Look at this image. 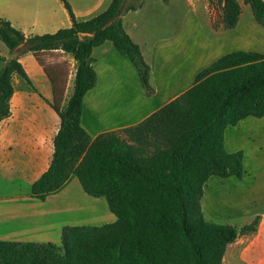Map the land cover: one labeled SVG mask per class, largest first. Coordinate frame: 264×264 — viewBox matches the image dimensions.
Returning <instances> with one entry per match:
<instances>
[{
  "label": "trees",
  "instance_id": "1",
  "mask_svg": "<svg viewBox=\"0 0 264 264\" xmlns=\"http://www.w3.org/2000/svg\"><path fill=\"white\" fill-rule=\"evenodd\" d=\"M71 27L53 34L25 36L0 18V40L14 55L31 52L52 86L51 108L60 119L52 161L31 186L41 201L75 177L93 198H105L116 217L101 226H64L60 245L0 241V264H221L227 245L256 231L259 217L239 230L206 221L203 186L212 176L241 178L242 153L224 149V130L240 120L264 116V55L232 52L197 74L195 84L139 124L91 139L81 126L83 98L97 83L94 48L109 42L129 57L146 96L153 94L150 67L122 26V16L140 6L112 0L103 12L78 21L61 0ZM223 4L222 23L234 29L236 0ZM264 27V0H245ZM61 50L76 62L73 89L64 101L65 83L40 54ZM31 85L18 58L0 68V122L10 115L12 78Z\"/></svg>",
  "mask_w": 264,
  "mask_h": 264
},
{
  "label": "crops",
  "instance_id": "2",
  "mask_svg": "<svg viewBox=\"0 0 264 264\" xmlns=\"http://www.w3.org/2000/svg\"><path fill=\"white\" fill-rule=\"evenodd\" d=\"M66 1L75 19L84 21L106 10L112 0ZM138 1L140 6L122 16V26L150 67L153 94L145 95L129 57L120 55L109 42L94 48L91 56L97 83L83 98L80 121L91 139L139 124L190 89L197 74L223 55L239 51L264 55V27L256 22L245 0H236L240 14L231 30L224 27L223 4L216 1ZM0 18L26 37L71 27L61 0H0ZM12 57L23 65L31 85L13 76L10 115L0 122V241L60 245L62 228L67 225L60 218L68 210L82 211L84 191L72 177L62 190L43 201L31 196L32 184L51 164L60 119L49 105L51 83L32 53L0 54V68ZM223 145L228 153H242L245 174L241 178L210 177L203 186L202 211L207 210L221 224L240 221L236 228L259 217L252 242L264 249V116H248L227 126ZM79 194L81 201L76 197ZM86 198L97 207L87 208L90 219L98 221L95 226L116 220L105 198Z\"/></svg>",
  "mask_w": 264,
  "mask_h": 264
},
{
  "label": "rangeland",
  "instance_id": "3",
  "mask_svg": "<svg viewBox=\"0 0 264 264\" xmlns=\"http://www.w3.org/2000/svg\"><path fill=\"white\" fill-rule=\"evenodd\" d=\"M138 0H125V6H136ZM7 47L1 42L0 40V54H7L8 53ZM19 51H24L22 47ZM65 58H62L64 57ZM40 58L46 65H51V70L55 73L57 77V85H62L65 83V94H64V101L68 100L69 96L71 95L72 87H73V74L74 69H76L77 64H74L67 55V53L63 54H56L53 52H44L40 54ZM50 63V64H49ZM54 63V64H51ZM0 65H2V59L0 58ZM75 65V66H74ZM110 121V119H104L103 122ZM216 183L213 182V187ZM82 196L84 197L83 202L80 203V206L83 208L82 211H75L66 213L62 215L60 220H65L67 223L66 226H80V225H92L95 226L98 221H93L90 219V212H88L87 208L94 209L97 208L93 204V201L88 200L85 197H90L89 195L85 194V192L81 191ZM82 196L76 195L79 201L82 200ZM97 206V205H96ZM216 208L218 209L217 205ZM101 214V213H100ZM203 217L206 221H213V222H221L220 219H216L214 217H210L208 215L207 210L202 211ZM93 217V216H92ZM217 217V216H216ZM240 221L232 222L233 226L239 225ZM239 230L240 228L237 227ZM253 240V233L239 235L235 241L229 245H227V250L225 255L223 256L221 264H264V249L259 248ZM60 244V243H59Z\"/></svg>",
  "mask_w": 264,
  "mask_h": 264
}]
</instances>
